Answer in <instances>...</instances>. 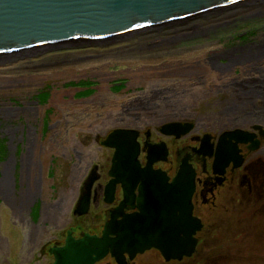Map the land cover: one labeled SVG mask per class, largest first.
I'll list each match as a JSON object with an SVG mask.
<instances>
[{
	"label": "flooded vegetation",
	"instance_id": "1",
	"mask_svg": "<svg viewBox=\"0 0 264 264\" xmlns=\"http://www.w3.org/2000/svg\"><path fill=\"white\" fill-rule=\"evenodd\" d=\"M261 45L264 25L240 23L167 53L96 54L104 60L83 80L91 85L79 88L92 93L75 99L74 92L70 103L50 102V94L38 100L47 85L33 79L47 71L37 70L45 58L0 67V209L26 227L32 249L47 252L67 232L100 236L113 217L138 212L135 199L119 206L133 189L137 196L139 183L112 187L111 169L160 170L170 180L178 169H193L192 215L201 223L193 254L165 261L150 249L125 264L231 259L238 249L224 244L239 233L234 228L257 218L264 224V49L251 56ZM77 124L84 134L70 133ZM123 152L136 165H127L129 156L122 165ZM63 219L72 223L60 228ZM96 264L116 263L106 256Z\"/></svg>",
	"mask_w": 264,
	"mask_h": 264
},
{
	"label": "water",
	"instance_id": "2",
	"mask_svg": "<svg viewBox=\"0 0 264 264\" xmlns=\"http://www.w3.org/2000/svg\"><path fill=\"white\" fill-rule=\"evenodd\" d=\"M240 23L264 25V0H0V67L43 56L46 65L57 64L73 51L167 53ZM263 49L251 56L261 57ZM112 136L105 146L111 147ZM134 157L123 152L117 160L136 165ZM111 176L112 187L139 183L137 196L132 188L119 206L135 199L138 212L121 213L117 222L113 217L100 236L82 233L75 239L67 232L62 246L48 248L52 264H96L106 256L125 264L126 257L150 249L165 261L193 254L201 228L192 215L193 169H178L171 180L153 169H111Z\"/></svg>",
	"mask_w": 264,
	"mask_h": 264
},
{
	"label": "rangeland",
	"instance_id": "3",
	"mask_svg": "<svg viewBox=\"0 0 264 264\" xmlns=\"http://www.w3.org/2000/svg\"><path fill=\"white\" fill-rule=\"evenodd\" d=\"M95 55V53L86 50L79 52L73 51L69 54L70 59L65 58L61 61H58L57 64H47V66L44 68L38 67L37 70H47L40 71L41 73H39L38 75L35 74L36 77L33 79V82L37 83L38 81V83L42 82L41 85L43 86L47 85L45 88V95H38V100L44 103L45 97L50 94V102L53 101L54 103H70L71 101H73L71 95H73L74 92H78V94L75 96V99H82L86 95H90L92 93V90H90L89 88H86L84 93L79 92H82L81 90L84 89L83 85H91L88 81L83 80H90V78L93 79L92 74L95 73L93 67L99 66L102 62L99 61L104 60L95 58ZM43 57L47 59L41 61V63L49 61L48 57ZM2 67L4 68L7 66L5 65ZM41 85L37 86L41 87ZM67 85H70L71 87H67ZM100 86L104 87L105 85L102 84ZM66 87L68 88V90ZM14 94H12L11 92V98H13ZM11 103L14 106L19 105L15 100H11ZM48 105H46V107ZM44 109L45 107H40L41 114L43 113ZM100 124L98 123L97 125H95L96 129L92 130L94 134L101 129ZM105 126L106 125H104V127ZM84 129V125L77 124L75 127L70 128V133L79 134L80 132H82V134H84ZM88 133L90 132L88 131ZM258 222H261V219L257 218L252 222H250V220H246L245 222H243L244 227L234 228L239 232L236 233V236L231 239V241L233 240L234 243L230 241L229 243H225L224 246L229 245L230 248L233 247L234 249L238 250L236 251V253H234V251L232 250L233 253L229 255L231 259L223 260L220 264H264V224H259ZM71 223L72 221L67 222L65 219H63L60 223V228H65L66 225L68 226ZM249 229L252 230L250 231ZM48 232L50 233V235H48L50 238L53 235L55 236L53 230H49L48 228ZM218 238L219 237L217 235H214L213 239L218 240ZM56 239L58 238H55V240ZM44 242L45 241H43L41 245ZM31 246L32 243L27 236L26 227H23L18 222L14 224V221L12 218H10L7 210L1 208L0 264H52L53 258L48 254V251L42 252L39 250V248L32 249ZM219 252L220 253L218 254L223 253L220 250ZM216 253L217 252H215V254ZM226 253L227 252L222 255H226Z\"/></svg>",
	"mask_w": 264,
	"mask_h": 264
},
{
	"label": "bare ground",
	"instance_id": "4",
	"mask_svg": "<svg viewBox=\"0 0 264 264\" xmlns=\"http://www.w3.org/2000/svg\"><path fill=\"white\" fill-rule=\"evenodd\" d=\"M242 14V13H241ZM231 18V17H230ZM217 21H219V20H216L215 22H217Z\"/></svg>",
	"mask_w": 264,
	"mask_h": 264
}]
</instances>
